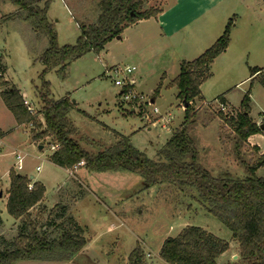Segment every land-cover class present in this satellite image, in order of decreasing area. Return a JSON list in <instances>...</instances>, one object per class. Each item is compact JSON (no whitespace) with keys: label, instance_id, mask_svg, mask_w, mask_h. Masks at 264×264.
I'll return each instance as SVG.
<instances>
[{"label":"rangeland","instance_id":"374dc122","mask_svg":"<svg viewBox=\"0 0 264 264\" xmlns=\"http://www.w3.org/2000/svg\"><path fill=\"white\" fill-rule=\"evenodd\" d=\"M44 1L39 0V6ZM100 1H51L48 19L60 46L74 45L81 26L97 22ZM176 1L148 0L142 10H161L167 2L169 6ZM18 11L9 0H0V83L7 80L19 88L36 111L41 108L38 89L43 81L49 82L52 98L69 95L76 103L69 117L87 151L97 154L114 144L119 133L153 160L159 159V150L183 123L187 108L170 82L180 73L183 61L199 57L205 51L200 49L212 46L231 23L230 48L210 66V77L202 85L205 99L192 104L195 123L190 135L199 150V162L213 175L246 176L240 156L248 165H259L256 175L264 178V130L237 148L239 136L220 117L221 112L235 116L249 94L251 119L258 125L264 123V0H220L209 17L172 37L152 18L139 21L99 54L89 52L70 59L65 76L54 69L43 77L40 57L49 47L48 36L36 33L24 19L25 13ZM5 17L12 18L5 21ZM116 64L137 67L132 74L135 99L125 100L122 88L107 72V66ZM254 68L261 73L253 75ZM6 87L0 86V91ZM221 96L227 101L224 109ZM169 115L172 121L167 123L163 117ZM0 129L4 130L0 131V236L4 232L10 241L18 230L19 221L4 210L9 173L14 169L46 188L45 201L33 209L34 214L43 210L46 217L55 206H66L67 215L74 216L87 239L83 251L71 261L21 260L15 264H136L130 255L138 248L145 264H167L160 257L165 239L177 236L188 225L203 227L231 242V251L237 248L232 231L207 211L192 188L168 182L146 187L140 175L127 171L89 173L83 166L68 170L55 165L49 159L52 151L47 140L32 141L31 127L16 123L1 94ZM13 151L24 154L23 160H17ZM91 179L98 183L92 184Z\"/></svg>","mask_w":264,"mask_h":264},{"label":"trees","instance_id":"16d2710c","mask_svg":"<svg viewBox=\"0 0 264 264\" xmlns=\"http://www.w3.org/2000/svg\"><path fill=\"white\" fill-rule=\"evenodd\" d=\"M9 1L19 7L18 12L25 13L24 19L30 21L36 33L48 36L49 47L40 57L44 66L42 77L54 69L65 76L70 59L80 58L89 52L99 54L127 27L160 13V10L152 8L142 10L148 0H101L97 22L81 26V34L74 45L60 46L55 26L48 19L52 0H45L42 7L39 0ZM230 28L231 23L199 57L183 61L180 73L170 82V86L178 89V97L188 106L183 123L159 150L158 160L150 159L132 145L128 136L119 133H116L114 144L97 154L87 151L77 139L79 131L69 117L76 103L69 95L59 100L52 98L47 81H43L38 89L41 108L36 111L25 104L21 90L9 85L7 80L0 83L2 87L7 86L0 94L16 123L31 127L32 141L47 140L50 146L56 147L49 155L55 165L73 170L83 160V167L88 171L138 174L146 187L168 182L192 188L207 211L232 231L233 239L238 243L239 257L226 264H264V178L256 175L259 165H248L239 156L241 164L246 167V176H235L229 172L215 176L199 162V150L190 135V128L195 123L192 104L197 100L203 101L201 87L210 77V66L229 46ZM259 71L261 69L254 68L252 74ZM158 93L159 89L155 94ZM249 99V94L243 97L235 116L220 113V117L234 127L239 136L237 148L250 136L263 132L262 124L258 125L250 117ZM220 101L222 106L227 104L224 96ZM9 177L6 209L19 224L12 240L0 236V264H15L21 260L71 261L81 253L87 244L85 230L74 216L67 215V207L57 205L46 217L43 210L34 214L33 209L43 203L45 186L14 169ZM31 183L33 187L30 189ZM50 228L55 229L54 232ZM229 248L227 240L203 227L188 225L177 236L165 239L160 257L168 264H219L218 258ZM130 257L136 264H145L139 248Z\"/></svg>","mask_w":264,"mask_h":264},{"label":"crops","instance_id":"0c3cea01","mask_svg":"<svg viewBox=\"0 0 264 264\" xmlns=\"http://www.w3.org/2000/svg\"><path fill=\"white\" fill-rule=\"evenodd\" d=\"M201 3H202V0H200V1L196 0L193 3H189L188 0H177L174 4L167 6V4H168V2H167L165 4L164 8H162L160 10V13H158V15L156 17H152V19L160 25L159 27H160V29H162L164 31L165 35H167L168 37H172V36L176 35L177 33L185 30L190 25H193L202 19L205 20L207 17H209L210 13L213 12L214 10H216L217 7L220 5V0H204V4H201ZM11 18L12 17H10V18L5 17V21H7ZM150 19H146V20H150ZM142 21L143 20H141V22ZM184 37L185 36H183V40H184ZM230 42H231V40H230ZM202 48H204V47H202ZM206 48H208V47H206ZM206 48L200 49L199 52H202V50H206ZM229 48H230V43H229V46L227 47V49L221 55H219L216 58V60H218L221 57H223L224 55H226ZM1 58H3L2 52H0V59ZM5 70L6 69H4V71ZM201 90H202V87H201ZM23 95H24V97L26 96V94H23ZM202 96H203V100H204L205 98L203 95V91H202ZM155 101H156V99L153 98L152 102H155ZM0 131H4V130L0 129ZM4 136H6V134H4ZM0 140H3V139L0 138ZM14 152H16V151H13V153ZM88 172L92 173L90 171H88ZM90 178H92V177H90ZM91 180H92V184H94L96 181L93 179H91ZM96 183H98V181ZM7 198H8V194L6 193V196H5L6 201H7ZM44 201H45V197H44ZM4 210H7L6 206L4 207ZM4 210H1L2 214H3ZM14 221L12 223H14ZM3 234H4V232L1 233L2 237H4ZM232 241H233V243L235 242L234 239H232ZM229 243H230V248L218 258L219 264H226L228 262L236 260V259H234L235 256L239 257L238 245L234 251H231V242H229Z\"/></svg>","mask_w":264,"mask_h":264},{"label":"built area","instance_id":"2783aa9c","mask_svg":"<svg viewBox=\"0 0 264 264\" xmlns=\"http://www.w3.org/2000/svg\"><path fill=\"white\" fill-rule=\"evenodd\" d=\"M107 72L110 74L111 77L114 78V82L116 85L120 86L122 88V96L124 97V99H135L137 97V94L134 91V88L132 87L133 85H136V81L135 79L132 77V74L137 70L136 66H131V65H121V64H116L113 66H107ZM261 73V71H259L257 74ZM2 73L0 70V77H1ZM25 99V104L28 105V107L34 111L31 106L29 105V101L24 97ZM222 108L224 109L225 106H222ZM163 119L169 123L172 120V116L169 115L167 117H163ZM261 125V124H260ZM56 149L55 146H51V151H54ZM14 154L16 155L17 160H23V158L25 157L24 154H22L21 152H14ZM85 162L82 160L81 162H79L74 169H78L82 166H84ZM38 170H40L41 168L38 167ZM33 187V183L29 184V188L31 189Z\"/></svg>","mask_w":264,"mask_h":264},{"label":"water","instance_id":"95a60500","mask_svg":"<svg viewBox=\"0 0 264 264\" xmlns=\"http://www.w3.org/2000/svg\"><path fill=\"white\" fill-rule=\"evenodd\" d=\"M118 37V39H120L121 38V36L119 35V36H117ZM188 106V103H186L185 104V107H187ZM261 130H264V123L261 125ZM40 148H42V146H40ZM30 179H33V177H31ZM2 194L0 193V196H1ZM238 258V256H235L234 257V259H237Z\"/></svg>","mask_w":264,"mask_h":264}]
</instances>
